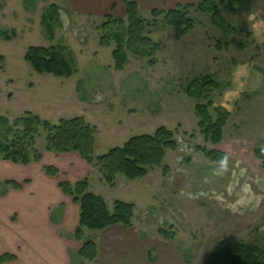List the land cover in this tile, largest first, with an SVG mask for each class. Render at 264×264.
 <instances>
[{
    "label": "rangeland",
    "instance_id": "1",
    "mask_svg": "<svg viewBox=\"0 0 264 264\" xmlns=\"http://www.w3.org/2000/svg\"><path fill=\"white\" fill-rule=\"evenodd\" d=\"M31 1L0 0V28L14 32L10 40L0 38V117L9 125L26 112L52 124L83 118L96 130L95 157L133 137L152 135L159 127L175 132L178 148L166 150L162 166L144 178L128 181L119 176L114 186L105 184L98 170L77 153L46 151L44 133L37 143L40 162L25 166L0 157V255L19 256V264L34 259L79 264L81 243L74 239L79 206L57 185L85 178L90 192L103 197L110 208L114 201L135 206L130 228L86 232L100 255L85 264H203L220 242L263 238L264 168L255 150L264 146V30L252 23L264 19V0H253L244 10L219 6L239 30L236 36L221 34L208 15L194 9V30L178 39L179 29L160 20L151 34L160 45L155 64L128 56L122 71L114 69L113 46L98 44L103 17L81 11L86 7L83 0ZM199 2L166 0L163 7L142 6L139 13L149 20L153 9ZM50 5L59 7L61 23L52 39L41 25ZM113 14L119 18L123 13L120 9ZM250 31L256 46L245 44ZM232 40L244 47L230 45ZM36 46L61 47L73 61V74H37L24 59L27 49ZM203 75L220 84L210 98L215 107L230 112L223 140L216 146L200 134L196 102L184 93L192 79ZM6 128L2 126L0 134L8 136ZM202 149L223 153L227 170L206 158ZM46 167L58 173L47 176ZM6 182H17L21 189Z\"/></svg>",
    "mask_w": 264,
    "mask_h": 264
},
{
    "label": "trees",
    "instance_id": "2",
    "mask_svg": "<svg viewBox=\"0 0 264 264\" xmlns=\"http://www.w3.org/2000/svg\"><path fill=\"white\" fill-rule=\"evenodd\" d=\"M117 1L124 7V17L106 15L97 27V31L99 46L102 48L113 46L111 55L114 69L122 71L128 56L146 59L151 66L155 64L160 45L151 34L160 20L167 27L179 29L176 38L178 39L194 30L195 21L191 18V10L194 9L200 14L208 15L212 26L221 34L236 36L239 30L227 22L219 6L223 5L231 10H244L253 0H200L197 5H178L167 11L153 9L149 20H144L140 16L138 0ZM60 24L59 7L48 6L41 16V25L49 39L53 38L54 29ZM252 26L264 30V19L253 22ZM13 35V31L10 35L0 28L1 39L10 40ZM247 37L245 44L256 46V43L251 41L253 38L251 31ZM243 44L230 41V45H237L240 49L244 47ZM217 46L220 49V45ZM24 59L37 74L68 78L74 72L73 61L61 47H29ZM2 60L0 56V63ZM218 90L220 84L208 75L192 79L184 88L187 97L196 102L194 112L198 121L197 128L205 142L213 146L223 140L224 129L230 117L228 110L223 106L215 107L210 99ZM2 126L7 127L8 134V136L0 134V157L3 161L25 166L40 162L42 155L37 149V143L44 133L46 151L58 154L77 153L84 162L98 170L103 182L109 186H114L119 176L128 181L144 178L150 170L162 166L166 150L178 148L174 138L175 132L165 127L157 128L152 135L133 137L121 147L112 148L105 154L95 157L96 130L83 118L62 119L57 124H52L26 112L11 125L5 118L0 117V128ZM202 152L206 158L214 162H220L224 158V154L217 150L202 149ZM255 157L264 168V146L255 150ZM44 170L45 174L51 177L58 173L53 167H46ZM6 184L15 190L21 189V185L17 182H6ZM57 187L79 206L78 226L74 231L75 241L81 243L77 252L79 264L93 263L99 255L96 242L86 238L87 231L103 232L118 226L123 228L132 226L135 206L131 203L114 201L110 208L103 197L90 192L87 178L74 184L63 181L58 183ZM163 236L167 238L166 233H163ZM15 261L17 256L13 254L0 255V264ZM203 264H264V237H257L250 243L220 242L218 249L211 253Z\"/></svg>",
    "mask_w": 264,
    "mask_h": 264
},
{
    "label": "crops",
    "instance_id": "3",
    "mask_svg": "<svg viewBox=\"0 0 264 264\" xmlns=\"http://www.w3.org/2000/svg\"><path fill=\"white\" fill-rule=\"evenodd\" d=\"M77 1V0H76ZM86 7H81V11H83L84 13H87L89 15H100L102 17H105L106 15H112L114 16L113 12H116V10H120L122 11V16L119 17V18H123L124 15H125V11H124V7L123 5H121L117 0H83ZM165 2L166 0H138V6H139V10L140 8H143L142 6H144L145 8H147L148 10L151 9V8H157V7H163L165 5ZM141 6V7H140ZM116 17V16H114ZM118 18V17H117ZM109 230V229H107ZM105 230V231H107ZM103 231V232H105ZM27 246L29 247V244H30V247H33L31 245V243L29 241H27ZM34 248L33 247L31 250L34 251ZM99 255H100V251H99ZM98 255V257H99ZM33 256L34 257H41L39 256V254L37 255L35 252H33ZM18 259H17V262L16 264H19V256H17ZM36 261V262H35ZM45 261V260H43ZM43 261L41 260H31V263L32 264H43ZM52 262L49 261L48 263L46 264H51ZM52 264H55V263H52Z\"/></svg>",
    "mask_w": 264,
    "mask_h": 264
},
{
    "label": "clouds",
    "instance_id": "4",
    "mask_svg": "<svg viewBox=\"0 0 264 264\" xmlns=\"http://www.w3.org/2000/svg\"><path fill=\"white\" fill-rule=\"evenodd\" d=\"M227 166H228V158L225 157L224 159H222L220 161V167L222 171H226L227 170Z\"/></svg>",
    "mask_w": 264,
    "mask_h": 264
}]
</instances>
